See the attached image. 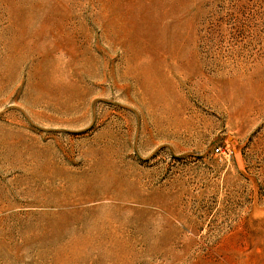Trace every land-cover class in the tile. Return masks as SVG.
<instances>
[{
  "label": "rangeland",
  "instance_id": "374dc122",
  "mask_svg": "<svg viewBox=\"0 0 264 264\" xmlns=\"http://www.w3.org/2000/svg\"><path fill=\"white\" fill-rule=\"evenodd\" d=\"M0 264H264V0H0Z\"/></svg>",
  "mask_w": 264,
  "mask_h": 264
},
{
  "label": "built area",
  "instance_id": "2783aa9c",
  "mask_svg": "<svg viewBox=\"0 0 264 264\" xmlns=\"http://www.w3.org/2000/svg\"><path fill=\"white\" fill-rule=\"evenodd\" d=\"M216 151L219 152L220 151V148H216Z\"/></svg>",
  "mask_w": 264,
  "mask_h": 264
}]
</instances>
